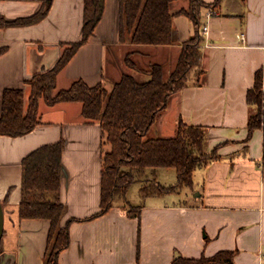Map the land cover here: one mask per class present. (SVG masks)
Segmentation results:
<instances>
[{"label": "crops", "instance_id": "crops-1", "mask_svg": "<svg viewBox=\"0 0 264 264\" xmlns=\"http://www.w3.org/2000/svg\"><path fill=\"white\" fill-rule=\"evenodd\" d=\"M41 5L42 0H0V15L13 20L32 15ZM187 5V0H175L170 11ZM82 14L83 0H51L39 22L0 28V47L5 48L0 54V112L5 88L22 89L27 108V81L54 66L61 44L80 38ZM200 15L201 26H206L202 73L197 83L189 82L170 97L150 129L158 125L167 132L164 137H171L179 121L202 125L205 151L216 147L219 157L196 168L191 186L179 192L143 197L133 206L115 198L105 213L84 219L99 209L102 156L109 145L99 123L85 120L80 102L49 106L40 99L39 123L30 132L0 135V264H43L48 221L18 217L21 162L39 146L60 139L61 223L78 220L69 225L70 242L59 253L58 264H230L182 261L220 251H231L233 264H264V121L246 139L248 117L256 110L247 103L246 92L258 69L264 89V0H220L213 9L202 8ZM172 25L171 44L121 42L119 0H104L93 34L57 74L55 92L77 79L90 86L101 83L107 90L124 74L144 81V70L152 63L167 78L182 42L193 34L185 15H175ZM127 54L138 69L125 63ZM172 193L177 200L166 198Z\"/></svg>", "mask_w": 264, "mask_h": 264}, {"label": "trees", "instance_id": "trees-1", "mask_svg": "<svg viewBox=\"0 0 264 264\" xmlns=\"http://www.w3.org/2000/svg\"><path fill=\"white\" fill-rule=\"evenodd\" d=\"M173 1L175 0H119L118 36L121 42L171 44L174 42L173 17L182 14L191 20L193 34L182 42L175 67L167 78H164L162 67L152 63L144 70L147 75L144 81L124 74L107 90L101 83L90 86L77 79L68 88L55 92L57 74L76 50L88 41L103 14L104 0H83L80 38L61 44L64 48L54 66L42 69L27 81L31 88L27 108L24 109L22 89L3 90L0 135L16 137L30 132L39 123L40 99L49 106L62 101L80 102L81 114L85 120L99 123L104 142L109 145V149L102 156L99 209L84 219L105 213L115 198H124L130 184L144 176L147 169H150L152 175L158 168L175 170L174 185L162 186L153 178L141 189L143 196L164 194L191 186L193 171L219 157L216 147L205 151L206 132L202 125L179 121L176 132L171 137H146L157 116L166 108L170 97L189 82H198L202 73L201 9H213L220 3V0H213L211 3L204 0H187L186 8L171 12ZM50 5L51 0H42L41 7L35 13L13 20H7L0 15V28L35 24L46 16ZM4 50V47H0V54ZM125 63L133 69H138L128 54ZM246 101L256 107L247 120L248 139L251 132L264 121L261 69L256 70L254 74L253 85L246 92ZM63 145L62 139L41 145L28 153L21 162L18 217L48 221L43 264H58L59 253L70 242L69 225L78 220L70 218L64 225L61 223L65 212V206L59 198ZM182 261L233 264L231 251H220L209 257L201 256Z\"/></svg>", "mask_w": 264, "mask_h": 264}, {"label": "rangeland", "instance_id": "rangeland-1", "mask_svg": "<svg viewBox=\"0 0 264 264\" xmlns=\"http://www.w3.org/2000/svg\"><path fill=\"white\" fill-rule=\"evenodd\" d=\"M167 134V132L161 131L158 129V125H154L148 132L146 133V137H164ZM155 180V182L159 183L162 186H171L176 182V173L173 168H158L156 173L154 175L151 174L150 169L146 170V174L142 176L139 179H135L130 186L128 187L125 197L123 198L124 204L129 203V205H136L142 201L143 197H149V196H143L141 189L146 184L148 185L152 180ZM185 189H183L184 192ZM173 192V191H171ZM175 192H179V189L175 190ZM181 193V192H180ZM176 193H172L167 199L171 200H177V197L175 195ZM182 194V193H181ZM117 202H122L121 197H117ZM128 205V206H129Z\"/></svg>", "mask_w": 264, "mask_h": 264}, {"label": "water", "instance_id": "water-1", "mask_svg": "<svg viewBox=\"0 0 264 264\" xmlns=\"http://www.w3.org/2000/svg\"><path fill=\"white\" fill-rule=\"evenodd\" d=\"M2 231H3V209L0 202V239H1Z\"/></svg>", "mask_w": 264, "mask_h": 264}, {"label": "built area", "instance_id": "built-area-1", "mask_svg": "<svg viewBox=\"0 0 264 264\" xmlns=\"http://www.w3.org/2000/svg\"><path fill=\"white\" fill-rule=\"evenodd\" d=\"M202 30L205 31V30H206V26H203V27H202Z\"/></svg>", "mask_w": 264, "mask_h": 264}]
</instances>
